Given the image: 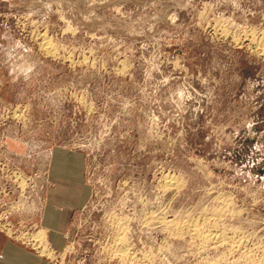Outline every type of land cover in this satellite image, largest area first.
Returning <instances> with one entry per match:
<instances>
[{"label":"rangeland","instance_id":"1","mask_svg":"<svg viewBox=\"0 0 264 264\" xmlns=\"http://www.w3.org/2000/svg\"><path fill=\"white\" fill-rule=\"evenodd\" d=\"M263 46L264 0H0V246L264 264ZM61 149L83 156L86 200L54 247L40 219Z\"/></svg>","mask_w":264,"mask_h":264},{"label":"crops","instance_id":"2","mask_svg":"<svg viewBox=\"0 0 264 264\" xmlns=\"http://www.w3.org/2000/svg\"><path fill=\"white\" fill-rule=\"evenodd\" d=\"M83 173L81 153L55 150L49 171L55 185L47 190L46 205L40 219L41 225L48 229L50 243L54 247H59L57 243L61 241L60 236L66 231L75 209L85 203ZM0 264H39V259L10 240H4L0 246Z\"/></svg>","mask_w":264,"mask_h":264},{"label":"bare ground","instance_id":"3","mask_svg":"<svg viewBox=\"0 0 264 264\" xmlns=\"http://www.w3.org/2000/svg\"><path fill=\"white\" fill-rule=\"evenodd\" d=\"M70 29V28H69ZM222 30V29H221ZM220 30V31H221ZM73 31V30H72ZM222 34V33H221ZM43 35H44V33H43ZM38 36V35H37ZM41 36V35H40ZM45 37V36H44ZM48 37V36H47ZM47 39V38H46ZM49 40V39H48ZM43 41V40H42ZM50 41V40H49ZM52 42V41H51ZM45 43V42H44ZM49 43V42H48ZM50 44V43H49ZM49 44H47V46H46V50H47V52H51L52 53V49L51 48H49L48 46H49ZM52 44H50V46H51ZM261 52H263L264 53V46H263V49H259ZM45 51V50H44ZM56 51V50H55ZM54 51V48H53V52H55ZM42 52V51H41ZM52 55V54H51ZM54 55V54H53ZM67 57V56H66ZM65 57V58H66ZM15 174V173H14ZM167 177V176H166ZM166 177L164 178V179H166ZM168 182H169V180H168ZM23 187V186H22ZM36 208V207H35ZM214 216V215H213ZM216 216V215H215ZM162 217V216H161ZM175 217V216H174ZM127 218V217H126ZM213 218V217H212ZM125 219V218H124ZM156 219V218H155ZM112 220V219H111ZM127 220V219H126ZM165 220V219H164ZM189 220V219H188ZM208 220V219H207ZM214 220V219H213ZM120 221V220H119ZM115 223V222H114ZM159 223V222H158ZM164 223V222H163ZM172 223V222H171ZM170 223V224H171ZM176 223V222H175ZM205 223V222H204ZM174 225V224H173ZM168 226V225H167ZM186 226V225H185ZM192 226H194V224L192 225ZM196 226V225H195ZM119 227V226H118ZM161 227H163V226H161ZM166 227V226H165ZM170 227H172V226H170ZM180 227H182V226H180ZM43 228V227H42ZM122 228H124L123 226H122ZM122 228H120V230H122ZM127 228V227H126ZM168 228V227H167ZM186 228V227H185ZM200 228V227H199ZM199 228H187V230H189V232L191 231V234L193 235H195V234H198L196 237H198V236H201V237H204L205 239L207 238V239H212V241H213V239H214V241H218V242H220V238H219V235H220V233H219V235H216V236H214V235H212V234H214V233H211L210 231H199L198 229ZM45 229V228H44ZM163 229V228H162ZM174 229V228H173ZM179 229V228H178ZM182 229V228H181ZM208 229V228H207ZM175 230V229H174ZM48 231V230H47ZM184 231V230H183ZM119 233H120V231H118ZM117 232V234L120 236V234ZM124 232V231H123ZM172 232H174L173 230H172ZM188 232V231H187ZM179 235V234H178ZM33 237V239H35V240H33L32 239V241L33 242H35L34 243V245L36 244V248L37 247H40L41 246V250L39 251L41 254H46V255H51L52 256V251H50V250H48L49 248H48V246H49V244L47 243V241H46V232H45V230H42L41 228H38V232H36V233H34V235L32 236ZM171 237V236H170ZM220 237H221V235H220ZM223 237L224 238H226V235L224 236H222V240H223ZM116 238V237H115ZM200 238V237H199ZM198 238V239H199ZM232 238H233V236H232ZM126 239V238H125ZM234 239V238H233ZM228 240H229V238H228ZM119 241V240H118ZM232 241V240H231ZM128 242V241H127ZM131 242V241H130ZM203 242H205V241H203ZM222 242V241H221ZM119 243V244H118ZM116 242V244H118V245H120V241L119 242ZM206 243V242H205ZM204 243V244H205ZM224 243V242H223ZM232 243V242H231ZM46 244H47V246H46ZM116 244H115V246H116ZM122 244V243H121ZM124 244H126V242H124ZM124 244H122V245H124ZM209 244H211L210 242H209ZM214 244V243H213ZM215 244H216V242H215ZM229 243H227V245H228ZM130 245V244H129ZM234 245H237V244H234ZM205 246V245H204ZM222 246V245H221ZM238 246V245H237ZM50 247V246H49ZM119 247V246H118ZM117 247V251L116 252H118L119 250V248L121 247H119L118 248ZM124 247H125V245H124ZM229 247V246H228ZM235 247V246H234ZM245 247V246H244ZM243 247V248H244ZM123 248V247H122ZM121 248V249H122ZM213 248V247H212ZM251 248V247H250ZM124 249V248H123ZM252 249V248H251ZM53 250V249H52ZM230 250V249H229ZM121 251V250H120ZM128 251V250H127ZM250 251V250H249ZM107 253V252H106ZM120 253V252H119ZM119 255V254H118ZM42 256V255H41ZM50 256V257H51ZM126 256H127V253L125 252V250L124 251H122V253L119 255V257H122L121 259H125L126 258ZM128 256H130V255H128ZM144 256V255H143ZM263 263V262H262Z\"/></svg>","mask_w":264,"mask_h":264},{"label":"built area","instance_id":"4","mask_svg":"<svg viewBox=\"0 0 264 264\" xmlns=\"http://www.w3.org/2000/svg\"><path fill=\"white\" fill-rule=\"evenodd\" d=\"M15 174H16V177L19 178V176H20L19 173L17 172V173H15Z\"/></svg>","mask_w":264,"mask_h":264}]
</instances>
